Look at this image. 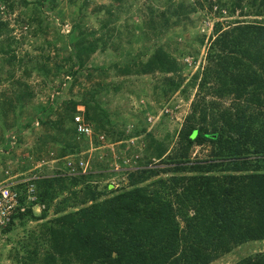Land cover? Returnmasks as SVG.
I'll return each instance as SVG.
<instances>
[{
	"label": "trees",
	"instance_id": "1",
	"mask_svg": "<svg viewBox=\"0 0 264 264\" xmlns=\"http://www.w3.org/2000/svg\"><path fill=\"white\" fill-rule=\"evenodd\" d=\"M48 1L53 2L36 3L40 7ZM162 5L164 8L151 15L145 32L140 33L144 43L151 39L161 41L171 26H178L181 17L187 18L195 10L189 6L186 11L182 1L164 0ZM219 8H226L229 16H234L239 8L241 16L252 15L255 19L236 20L226 28L216 24L214 35L207 40V63L197 83L201 97L185 117L171 155L161 159L167 149L153 137L148 145L147 156L166 165L147 167L140 160L138 169L127 175L126 189L101 198L105 189L113 190L110 184L96 191L98 184L94 189L88 182L93 172L67 175L64 171L63 160L77 158L88 150V139L77 133L73 122L78 105L85 107L83 124H93L96 133H110L113 122L101 102L90 96L65 101L55 113L52 108L42 109L55 115L51 121H43L42 126L54 128L60 135L52 138L37 133L35 149L30 153L59 164L55 173L30 182L36 198L33 202H26L27 184L15 187L25 209L17 211L1 232L9 234L15 226L25 230L28 222L41 221L37 235L34 230L26 232L28 241L18 243L15 264H210L237 246L264 240V23L257 21L264 18V0H233ZM112 10L111 6L106 7L108 17L100 21L102 28L112 21ZM173 18L176 20L172 22ZM6 28L0 19V85L3 80H10L21 65H25V71H45L46 63L36 56L17 55L22 41L10 37ZM39 33H34V38ZM57 39L73 49L78 66L70 55V69L77 66L80 70L85 59L98 50L99 43L105 48L108 45V40L95 38V32L78 21L68 35L57 34ZM197 40L201 47L204 37ZM52 43L55 42L46 41L40 46L41 51V47L53 46ZM110 45L114 47V43H109L107 48ZM143 49L113 68L122 75L155 76L158 85L153 92L159 96L167 97L178 90L180 83L168 77L181 67L171 52L159 43ZM53 69L56 73L62 70L58 65H53ZM196 80L197 76L193 78ZM30 96L31 93L15 95L9 108H18ZM207 96L211 99L206 100ZM228 99L230 103L220 108L221 101ZM17 127L20 131L29 129L31 121ZM204 145L210 147L209 155L191 161L193 148ZM167 172L181 175L167 180L160 176ZM101 173L95 176H104ZM77 185L81 189L76 191ZM68 190L69 198H64L48 218L52 202ZM68 205L74 211L64 212ZM35 206L41 207L40 213H34ZM44 244L47 248L41 252L39 248ZM235 264H264V252Z\"/></svg>",
	"mask_w": 264,
	"mask_h": 264
},
{
	"label": "rangeland",
	"instance_id": "2",
	"mask_svg": "<svg viewBox=\"0 0 264 264\" xmlns=\"http://www.w3.org/2000/svg\"><path fill=\"white\" fill-rule=\"evenodd\" d=\"M8 1L10 3L0 0V19L7 25L5 31L9 32V36L22 41L17 48V55L36 56L41 63H46L47 69L43 72L25 71V65H21L10 80H3L0 85V180L5 178L3 176L5 171L11 176L17 175V179H23L33 173L38 177L55 173L53 171L57 170L56 165L59 161L53 163L47 161L49 159L46 156L40 158L30 153L35 149L37 133L52 138L60 135L54 128L42 126V122L54 119L52 111L55 113L59 110L65 101H80L94 96L109 112L113 126L110 133L103 135L94 131L93 124L85 123L92 128V137H86L88 150L73 159H81L87 164V171L93 172L94 176L88 182L94 189L98 184L96 191L104 190L108 184L112 186L113 190L105 189L101 198L126 189L127 175L138 169L140 160L142 165L147 167L166 165L154 157L147 156L148 145L153 137L154 140L163 142L167 149L161 159L166 160L171 155L185 117L191 112L193 103L201 97L197 92V83L207 63L205 57L207 40L214 35L216 24L219 23L226 28L236 20L255 19L252 15L241 16L239 8L234 12V16L227 15L226 8H219L220 4H227L233 0H174L182 1L187 6L186 11L189 10V6L195 7L194 12L187 18L181 17L176 27L169 23L171 28L163 35L161 41L154 42L151 39L144 43V37L140 33L145 32V23L150 20L151 15L159 13L164 8L162 5L164 0H53L40 7L36 0H24L26 3L22 0ZM108 6L113 8L112 21L106 28H102L100 21L108 17L106 13ZM258 19L257 21L264 23V18ZM175 20L176 18H173L172 22ZM77 21L88 31H94L95 38L108 40V45L114 43L113 48L111 45L110 48H107L108 45L105 48L99 43L98 50L85 59L80 70L70 44L66 47V43L57 39V34L68 35L73 23ZM37 32L41 33L34 38L33 34ZM148 35L151 38L149 33ZM199 37H204V44L201 47H198ZM46 41L55 43L49 47L44 45L41 51L40 46ZM157 43L164 45L181 66L177 73L168 75L180 83V86L167 97L153 92L154 87L158 85V78L156 80L155 76L122 75L113 68L114 64L124 62L125 59L133 58L138 52H142L143 46ZM70 55L77 65L72 69L68 59ZM142 58L141 61H144L145 56ZM53 65L60 66L62 70L56 73ZM70 71L74 74H70ZM195 76L196 82L193 81ZM24 93H31L30 98H25L26 103H22L16 109L11 106V110L8 103L14 101L15 95ZM205 99L211 98L207 96ZM229 103V99L221 101L220 108ZM44 107L52 108V111L43 112ZM84 112V105H78L73 122L75 116L83 120ZM26 121H31V127L20 131L17 126ZM119 134H122L120 141L117 138ZM100 136H103L102 141L98 140ZM209 153L208 145L196 146L189 157L191 161H195L206 158ZM52 154H49V158ZM64 162L65 160L62 163ZM42 164L43 166H40ZM38 166L40 168H37ZM101 171V175L104 172V176H95ZM180 175L167 172L160 176L167 180ZM80 187L81 185H77L74 189L77 191L81 189ZM70 192L69 190L62 192V195L52 202L48 218L54 215L57 205L64 198H69ZM33 211L38 214L41 207L35 206ZM68 211L74 209L68 205L64 212ZM40 223L41 221L28 222L25 230L15 226L6 235L0 230V264H15L13 257L18 250V243L28 241L26 232L34 230L37 235L39 231L37 225ZM180 226L184 228L181 221ZM46 248L44 244L39 250L43 252ZM260 252H264V240L247 242L210 264H235Z\"/></svg>",
	"mask_w": 264,
	"mask_h": 264
},
{
	"label": "built area",
	"instance_id": "3",
	"mask_svg": "<svg viewBox=\"0 0 264 264\" xmlns=\"http://www.w3.org/2000/svg\"><path fill=\"white\" fill-rule=\"evenodd\" d=\"M74 122L77 124V133L86 137H92V128L83 124L79 116L74 117ZM98 140L102 141L103 136L98 137ZM50 162H55L51 160ZM49 163V162H48ZM40 166H43L40 165ZM38 166L37 168H40ZM54 168V167H53ZM64 171L67 175H74L79 171L83 173L87 171V164L84 161L78 160L75 162L73 156L67 157L64 162ZM3 180H0V229L5 228L12 220L13 215L17 212H23L25 207L20 205L21 195L14 189L17 185L27 184L26 187V202H33L36 198L34 196V186L30 183L38 176L33 173L23 179H17V175L11 176L8 171H5ZM17 179V180H16Z\"/></svg>",
	"mask_w": 264,
	"mask_h": 264
},
{
	"label": "clouds",
	"instance_id": "4",
	"mask_svg": "<svg viewBox=\"0 0 264 264\" xmlns=\"http://www.w3.org/2000/svg\"><path fill=\"white\" fill-rule=\"evenodd\" d=\"M20 180H21V179H20ZM14 189H15V187H14ZM9 224H10V223H9ZM9 224H8V225H9ZM8 225H7V226H8ZM7 226H6V227H7ZM0 230H1V229H0Z\"/></svg>",
	"mask_w": 264,
	"mask_h": 264
}]
</instances>
